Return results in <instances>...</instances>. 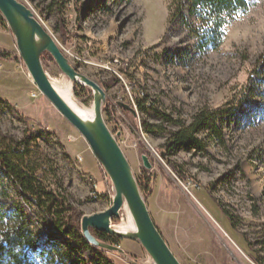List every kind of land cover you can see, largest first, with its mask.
Listing matches in <instances>:
<instances>
[{
    "label": "rangeland",
    "instance_id": "rangeland-1",
    "mask_svg": "<svg viewBox=\"0 0 264 264\" xmlns=\"http://www.w3.org/2000/svg\"><path fill=\"white\" fill-rule=\"evenodd\" d=\"M20 1L57 38L76 71L103 89L104 102L113 110V119L106 125L177 260L181 264H255L253 255L264 264V247L256 243L264 227V0H251L248 11L228 24L220 48L203 56L194 53V39L179 15L171 17L173 0ZM181 12L186 15L185 9ZM0 50L9 55L0 56V131L16 138L27 129L41 131L37 174L51 186L61 184L83 215L104 211L113 196L108 176L85 140L36 88L13 35L1 23ZM181 51L188 57L180 59ZM42 64L50 82L66 89L83 108L92 109L89 86L71 81L53 59ZM143 96L147 100L140 109L137 100ZM202 109L225 111L219 125L224 144L203 131L204 150L171 151L167 157L184 172L180 179L161 155L160 145L176 129L162 120L161 113L189 122ZM76 155L82 160L75 161ZM142 155L150 168L144 167ZM0 187L7 192L0 197V205L8 212L21 207L44 238L49 227L39 223L1 173ZM93 191L98 193L96 198L90 195ZM209 192L233 215L239 232L257 252L230 227ZM127 223L121 209L110 224L123 229ZM116 243L122 252L107 250L114 264H154L138 241L119 238ZM82 258L90 264L87 252Z\"/></svg>",
    "mask_w": 264,
    "mask_h": 264
},
{
    "label": "trees",
    "instance_id": "trees-1",
    "mask_svg": "<svg viewBox=\"0 0 264 264\" xmlns=\"http://www.w3.org/2000/svg\"><path fill=\"white\" fill-rule=\"evenodd\" d=\"M171 4L175 8L171 17L179 15L182 26L194 39V53L200 56L217 51L223 43L228 24L237 14L247 12L252 5L251 0H173ZM184 9L186 15L181 14ZM0 23L7 26L1 14ZM0 56L9 55L0 50ZM187 57L186 51L180 52V59ZM46 59L52 60L47 52H43L42 63ZM262 60L263 57L260 56L258 66ZM261 70L264 74V67ZM103 85L106 89L109 88L106 82ZM145 100L146 96L137 100L140 109ZM3 103L8 108L11 107L7 102ZM224 112L222 109H202L192 114L189 122L161 113L164 122L176 126L160 145L161 155L165 156L166 164L180 179L184 177V172L167 156L171 151L182 147L204 150V142L200 137L203 131L216 137L223 145V133L219 125L223 123L220 115ZM16 113L22 121H27L19 112ZM102 113L106 123L112 121L113 110L108 102L103 103ZM41 134V131L27 129L22 137L16 138L0 131V173L18 191L25 206L36 214L39 223L49 227L45 237L41 238L33 227L32 219L24 214L21 207L8 212L0 205V261L3 264H85L82 254L87 252L90 264H114L108 258L107 250L90 244L82 236L80 222L83 213L68 200L61 184L54 182V186H51L50 182H45L37 174L40 160L37 141ZM6 195V190L0 187V197ZM208 195L213 198L210 192ZM213 200L230 227L239 232L238 222L233 215L219 201L215 198ZM90 232L97 240L110 244H117L119 239L93 229ZM261 232L262 237L256 243L264 247V227ZM239 233L252 252H257L252 248L253 242L243 232ZM251 259L255 264H263L257 256L251 255Z\"/></svg>",
    "mask_w": 264,
    "mask_h": 264
},
{
    "label": "water",
    "instance_id": "water-1",
    "mask_svg": "<svg viewBox=\"0 0 264 264\" xmlns=\"http://www.w3.org/2000/svg\"><path fill=\"white\" fill-rule=\"evenodd\" d=\"M0 14L13 35L19 57L32 82L85 140L112 184L111 205L102 212L82 216L80 222L82 236L94 246L117 252L122 250L117 245L97 240L90 229L118 238H128L138 241L154 264H181L152 220L131 166L118 141L106 125L102 113V105L105 101L103 89L95 81L76 71L54 41L52 34L39 22L25 3L20 0H0ZM43 52L50 55L59 70L71 81L87 85L92 89L93 117L91 120L81 118L58 95L43 68L41 60ZM141 159L144 167H151L145 155H142ZM124 203L135 225L133 231H119L112 228L110 224L112 219L119 217V211Z\"/></svg>",
    "mask_w": 264,
    "mask_h": 264
},
{
    "label": "bare ground",
    "instance_id": "bare-ground-1",
    "mask_svg": "<svg viewBox=\"0 0 264 264\" xmlns=\"http://www.w3.org/2000/svg\"><path fill=\"white\" fill-rule=\"evenodd\" d=\"M54 41L58 44L57 42V38L54 37L52 35ZM52 83V82H51ZM52 86L54 87V89L56 90V92L58 93V95L62 98V100L70 107V109H72L76 114H78L81 118H83L84 120H91L92 117H93V110L90 109V110H87L85 108H83L81 105H79L78 103H76L72 97L70 96V94L68 93V91L64 88H61V87H58L57 85H55L54 83H52ZM123 211L124 213L126 214L127 218H128V225L123 228V229H119V228H114L116 230H119V231H128V230H132L133 229V223L131 220L132 217H130V212L126 206V204L124 203V206H123ZM113 228V227H112ZM134 228H135V225H134Z\"/></svg>",
    "mask_w": 264,
    "mask_h": 264
},
{
    "label": "built area",
    "instance_id": "built-area-1",
    "mask_svg": "<svg viewBox=\"0 0 264 264\" xmlns=\"http://www.w3.org/2000/svg\"><path fill=\"white\" fill-rule=\"evenodd\" d=\"M33 96H35L34 94H32ZM74 159H75V161H81L82 160V158H81V156L80 155H76L75 157H74ZM98 193L97 192H95V191H93V192H91V197H94V198H96L98 195H97Z\"/></svg>",
    "mask_w": 264,
    "mask_h": 264
},
{
    "label": "clouds",
    "instance_id": "clouds-1",
    "mask_svg": "<svg viewBox=\"0 0 264 264\" xmlns=\"http://www.w3.org/2000/svg\"><path fill=\"white\" fill-rule=\"evenodd\" d=\"M0 264H3V261H0Z\"/></svg>",
    "mask_w": 264,
    "mask_h": 264
}]
</instances>
